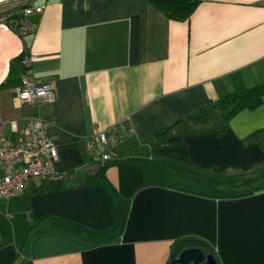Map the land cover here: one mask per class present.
Returning a JSON list of instances; mask_svg holds the SVG:
<instances>
[{"label": "crops", "instance_id": "0c3cea01", "mask_svg": "<svg viewBox=\"0 0 264 264\" xmlns=\"http://www.w3.org/2000/svg\"><path fill=\"white\" fill-rule=\"evenodd\" d=\"M34 5L36 24L0 18L19 45L0 83L23 50L33 59L21 76L51 82L55 99L18 103L14 86L0 87V122L20 130L44 118L55 171L0 199V264H166L186 247L213 249L219 264H264V187H250L264 177V148L245 140L264 126V97L221 132L152 136L264 82V0H200L182 20L147 0ZM98 130L124 131L109 161L86 142Z\"/></svg>", "mask_w": 264, "mask_h": 264}, {"label": "built area", "instance_id": "2783aa9c", "mask_svg": "<svg viewBox=\"0 0 264 264\" xmlns=\"http://www.w3.org/2000/svg\"><path fill=\"white\" fill-rule=\"evenodd\" d=\"M42 5L31 6L24 12L39 11ZM33 55L25 54L21 60L29 66ZM13 99L18 103L38 105L55 99V90L51 82H38L28 73L23 75L20 83L13 87ZM13 133L8 136L5 127ZM128 129H125L127 133ZM124 136V131L111 135L105 130H98L86 138L90 147L98 150L104 161L111 158L109 146L114 140ZM57 149L47 131V121L40 116L29 117L18 130L14 121L0 122V199H9L20 193L26 181L32 177L46 178L54 174L53 161Z\"/></svg>", "mask_w": 264, "mask_h": 264}, {"label": "trees", "instance_id": "16d2710c", "mask_svg": "<svg viewBox=\"0 0 264 264\" xmlns=\"http://www.w3.org/2000/svg\"><path fill=\"white\" fill-rule=\"evenodd\" d=\"M148 3L163 13L166 17L175 20H182L189 17L196 5L200 0H147ZM22 12L16 9H10L5 12L4 19L9 22L11 19L17 20L16 28L22 26L20 19ZM133 26V24H132ZM136 28L133 26V30ZM135 31H132L130 42V54L131 57L135 55ZM25 52L21 50L18 54L14 55L10 59L9 70L4 79L0 83V87L15 86L20 83L23 64L21 62ZM264 97V82L250 86L240 91H232L215 100L210 101L205 107L198 111L189 114L183 119H178L172 123L163 126L162 128L153 132V138L163 139L172 129L176 128L177 131H182L184 127H197L198 129H215L217 132L224 130L230 117H232L237 111L242 108L252 109L259 105ZM245 140H257L259 144L264 148V126L251 132L245 137ZM252 190H258L264 187V177L257 179L250 186ZM204 252H210L218 260L213 249L203 250Z\"/></svg>", "mask_w": 264, "mask_h": 264}, {"label": "water", "instance_id": "95a60500", "mask_svg": "<svg viewBox=\"0 0 264 264\" xmlns=\"http://www.w3.org/2000/svg\"><path fill=\"white\" fill-rule=\"evenodd\" d=\"M38 18L39 12L36 10L22 12L20 22L22 25L30 26L36 24ZM17 22V20L11 19L8 23V27L14 28ZM166 264H217V262L213 254L210 252H204L199 247H186Z\"/></svg>", "mask_w": 264, "mask_h": 264}, {"label": "bare ground", "instance_id": "6f19581e", "mask_svg": "<svg viewBox=\"0 0 264 264\" xmlns=\"http://www.w3.org/2000/svg\"><path fill=\"white\" fill-rule=\"evenodd\" d=\"M18 46L12 33L4 25H0V78L6 69L8 57L17 51Z\"/></svg>", "mask_w": 264, "mask_h": 264}, {"label": "rangeland", "instance_id": "374dc122", "mask_svg": "<svg viewBox=\"0 0 264 264\" xmlns=\"http://www.w3.org/2000/svg\"><path fill=\"white\" fill-rule=\"evenodd\" d=\"M37 1L38 0H0V18H2V21H5L3 20V16H5L6 11L16 9L20 12H24V9L35 6L34 2Z\"/></svg>", "mask_w": 264, "mask_h": 264}, {"label": "flooded vegetation", "instance_id": "af4514ba", "mask_svg": "<svg viewBox=\"0 0 264 264\" xmlns=\"http://www.w3.org/2000/svg\"><path fill=\"white\" fill-rule=\"evenodd\" d=\"M16 27V26H15Z\"/></svg>", "mask_w": 264, "mask_h": 264}]
</instances>
